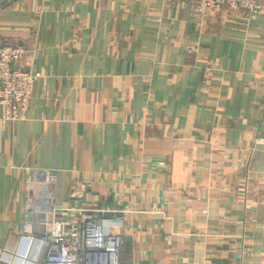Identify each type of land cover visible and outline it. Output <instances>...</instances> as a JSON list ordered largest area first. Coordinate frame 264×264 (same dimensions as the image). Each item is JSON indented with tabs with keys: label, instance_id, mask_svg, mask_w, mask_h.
I'll return each instance as SVG.
<instances>
[{
	"label": "crops",
	"instance_id": "1",
	"mask_svg": "<svg viewBox=\"0 0 264 264\" xmlns=\"http://www.w3.org/2000/svg\"><path fill=\"white\" fill-rule=\"evenodd\" d=\"M256 2L0 0V43L39 74L23 118L0 119V252L48 175L61 215L123 235L122 264H264Z\"/></svg>",
	"mask_w": 264,
	"mask_h": 264
},
{
	"label": "built area",
	"instance_id": "2",
	"mask_svg": "<svg viewBox=\"0 0 264 264\" xmlns=\"http://www.w3.org/2000/svg\"><path fill=\"white\" fill-rule=\"evenodd\" d=\"M188 1V0H186ZM208 10L229 6L235 10L258 12L257 0H194ZM27 49L24 45L0 43V119L23 118L29 106L38 73L26 71L21 63ZM48 175L38 185L29 178L27 216L29 230L20 234L15 248H3L0 264H122L123 235L108 229V222L86 216L77 221L61 215L56 208L54 190Z\"/></svg>",
	"mask_w": 264,
	"mask_h": 264
}]
</instances>
